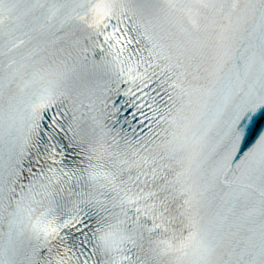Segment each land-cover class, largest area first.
<instances>
[{
  "label": "snow or ice",
  "instance_id": "6c2138e0",
  "mask_svg": "<svg viewBox=\"0 0 264 264\" xmlns=\"http://www.w3.org/2000/svg\"><path fill=\"white\" fill-rule=\"evenodd\" d=\"M0 264H264V0H0Z\"/></svg>",
  "mask_w": 264,
  "mask_h": 264
}]
</instances>
